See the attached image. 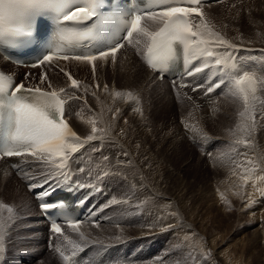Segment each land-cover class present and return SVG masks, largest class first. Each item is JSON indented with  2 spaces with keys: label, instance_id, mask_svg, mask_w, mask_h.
<instances>
[{
  "label": "rangeland",
  "instance_id": "374dc122",
  "mask_svg": "<svg viewBox=\"0 0 264 264\" xmlns=\"http://www.w3.org/2000/svg\"><path fill=\"white\" fill-rule=\"evenodd\" d=\"M206 8L205 20L211 23V30L218 33L230 43L241 47L240 51L247 49L245 47H264V0H228L224 3L214 4L210 7L207 6ZM210 46L213 50H230L223 47H216L215 45ZM122 53L124 56L127 54L125 51ZM125 61L123 57L117 60L116 63L121 66V64L124 65L126 63ZM135 62L139 65L136 60ZM76 65L73 63H61L56 66L53 63L44 65L45 68H39L33 71V79L36 77L40 80L41 74L46 72L51 84L57 87L67 86L65 87L67 90L68 88L70 89V81L64 75L65 68ZM97 65L98 74L100 77L104 76V73L109 68L101 61L97 62ZM90 66L86 65L85 78H83L82 74L77 73V71L69 72L73 77L80 79L78 81L81 86H86L88 83L89 85L92 84V93L87 94L88 101L75 100L78 106L76 105L74 107L72 105L70 109V111L74 109L70 114L72 125L79 126L83 138H86L92 134V125L90 124L89 126V118L96 120V124H98L96 111H102L105 113L107 127L109 125L108 128L118 134L122 144L130 152L132 150L136 152L135 149L140 150L137 149L135 140L131 135L136 130L146 132L139 139L140 142L151 153L155 152L156 149L159 150L157 158L161 162L158 164H162L163 168H166L164 170L161 169V175L158 174L159 181L157 174L155 176V172H157L155 168V171L153 169H149L147 172L145 171L146 175H144V179L152 191V194L148 192L146 196H144L143 192L139 193L140 189L132 183V178L137 173L134 167H122L118 172L110 169L109 174L100 179L102 184L108 179L114 186L111 188L113 191L104 199L106 203L102 202V206L110 204V200L113 197L121 200L127 199L128 203L108 207L101 214L103 215V220L100 223V227L94 229V231H92V226H88L89 230L86 233L91 234L90 238L95 239L99 237L98 239L102 240V243L89 245L87 247L89 251L86 252L87 248H85L82 256H87L85 259H88L90 264L93 261L98 263L97 254L99 256L103 250L109 249L111 247L110 244L122 243L128 249H122L120 253L117 250L116 254L108 257L110 259H121L119 264H153L154 262L155 264H264V207H262L264 206V201L262 202L260 200L263 196L257 197L253 201L248 200L250 197V187H244V185L239 183V180L233 184L230 183L234 180L233 177L235 174L240 178L239 176L242 170L235 167L234 169L236 170H232L231 168L225 175H222L225 169L221 167L222 165L220 163L222 158L230 156L232 157H230L231 159H235L236 161L233 153L237 148L233 142L237 140V133L235 132L237 131V127L244 122L242 121L244 118L240 116V112L243 110L242 103L232 97L229 91L228 93L225 91V94L227 93L226 95H219L212 103L219 110L217 113L219 117L213 116L212 120L209 118V120L201 121V115H204V110L202 112L201 110L198 111L200 112L198 116L194 106L191 104L192 100L175 93L174 90H171V109L159 104V99L156 97V94L153 93L150 96V88H146L145 91L143 90L145 92L144 94L142 93L143 91L139 93L132 91L134 95L139 94L141 96L142 100H144L141 103L143 106L142 109H146L144 114H141L142 109L138 111L139 114L137 113L138 115L141 114L140 117L142 118V123L138 127V120L131 118L129 113L131 111L127 107L123 111L121 108L122 105L118 104L115 99H113V103L117 107L120 106L119 109L110 106V102H108L109 97L114 98L110 96L113 95L112 90L110 91L109 89L107 92H103L104 95H98L95 85L99 80H95L94 76L96 74H93ZM61 68L64 71H61ZM53 71L58 74H54L55 72ZM108 76L106 80L107 84L117 85L118 87L116 86V89L118 90L119 81H116L115 76ZM257 77L258 81H260L261 76L257 75ZM262 78H264L263 75ZM130 82L121 81L122 85L126 84L130 89L138 87L137 77L135 81ZM140 83L147 85L153 84L152 78L146 82L140 80ZM122 85L120 88H122ZM262 88L263 86L258 84V89L261 90V93H264V89ZM167 90L169 91L168 88ZM75 91L79 92L80 89ZM157 95L160 96L159 93ZM152 98L154 99L152 104L154 103L155 105L153 107L151 106ZM196 99L199 98L196 97ZM208 106L212 107V105ZM117 110L119 113L114 114ZM131 113H133V110ZM143 122H146L148 126L143 124ZM171 122L174 123V127L170 128V132L173 129L176 131L175 127L180 130L176 135L169 136L168 138L169 140H172V138L175 140L178 139L177 141L179 142L178 145L175 144L172 147L173 149L170 148L171 154L165 157L162 151L165 149L167 151L169 146L168 139H165V135H168L169 131L165 126ZM99 134H101V130L98 129L96 135ZM182 134H184L185 140ZM179 136L183 140L180 141L177 138ZM210 136L214 138L207 141V138ZM259 136H264V130L260 132ZM211 141L213 143L210 144ZM96 148L98 147H92V150H94L92 157L98 159V161L101 160L99 163H103L109 166V168H112V156L107 155L105 149L108 147L101 145L99 147L100 151H95ZM259 152V154L255 155L254 159H261V164L264 166V148L261 149L260 147ZM104 156H109L107 161L103 159ZM135 156L138 158L137 152ZM143 157L145 158L147 155L144 154ZM143 157L142 160L140 158L142 165L146 162ZM242 158L238 162L245 164L246 160ZM166 162L167 164H165ZM82 165V163H79L76 166L80 167ZM170 165L172 166L170 167ZM173 173L174 176L177 173V176L174 178H172ZM182 179H185V181L181 182ZM17 182L22 185L21 181ZM105 184L108 185V183ZM137 191L138 194L136 196ZM156 195L159 197L163 195L168 200L162 199V201L160 199L161 197L158 198ZM175 198L178 199L177 201L180 203L178 206L181 208H177V211L173 207L172 201H169V199ZM32 201L34 202V200ZM3 214L5 215H0V217L5 218L9 226L5 239V252L0 256V264H63L59 254L54 251L55 245H48L45 242L46 238L41 235L35 237L32 236L33 234H30L27 235L28 238L25 240L26 236H22L24 234L19 232L20 228L16 229L17 222L14 215H11V218H9L7 209ZM181 215L182 219L180 218ZM171 218L172 221L170 220ZM183 219L191 227L188 229L182 227ZM175 221L176 223H174ZM170 223L173 227L168 229L167 225ZM150 224L152 231H149L151 229L148 228ZM100 229L102 233H100ZM146 231L148 232L147 234ZM72 234L69 236L70 240L80 242L79 236L73 232ZM116 236L123 237L120 240L121 242L114 239ZM58 243L64 249L70 251L71 245L67 241L61 240ZM105 245L110 246L105 247ZM30 246L34 247L36 254L33 253L34 259L27 263L24 262L23 258L30 255L28 253ZM108 249L107 252L110 250ZM43 250H46V252L49 250L50 252L48 251L47 256L40 258L39 253L40 251L43 252ZM123 250L125 251L124 253L121 252ZM117 256L121 257L117 258ZM19 258H22L21 263L19 262ZM157 261L158 263H156Z\"/></svg>",
  "mask_w": 264,
  "mask_h": 264
},
{
  "label": "snow or ice",
  "instance_id": "6c2138e0",
  "mask_svg": "<svg viewBox=\"0 0 264 264\" xmlns=\"http://www.w3.org/2000/svg\"><path fill=\"white\" fill-rule=\"evenodd\" d=\"M148 2V8L139 5L129 8L126 6L131 5L133 0H0V50L22 52L34 48L40 55L27 64L28 67L36 68L61 60L76 61L91 65L95 75L98 67L96 62L107 63L111 58L115 63L116 54L125 47V42L137 49V52L139 45L144 43L147 47V54L144 56L146 66L159 74L169 70L177 58L179 46L185 66L194 59L204 60L202 66L188 72L189 76L207 67L217 68L222 78L208 87L205 95L227 82L229 94L242 103L243 111L240 116L250 122L241 125V130L250 133L256 121L258 83L264 85V80L258 81L256 73L238 67L227 51L220 53L212 50L210 45L226 49L237 46L209 29L199 7L201 0ZM193 14L200 18L199 22H195ZM83 41H94L95 44L87 51H80L78 46ZM14 54L15 52L8 51L9 58ZM14 62L19 64L20 60ZM61 71L64 69L61 68ZM64 75L70 81V88L80 89V82L70 73L64 71ZM45 83L48 88L53 87L46 72L41 74L39 80V84ZM200 87L203 85H195L192 91L195 92ZM116 95L119 96L120 93L117 92ZM79 98L70 96L65 88L48 91L39 86L28 87L23 82H16L11 75L0 72V126L4 128L3 137L0 138V159L23 157L26 160L27 157H33L48 168L44 181L48 188L36 193L38 197L50 198L64 185L73 191L84 187L95 191L102 190L91 181L85 184L72 179L77 172L86 171L84 167L76 171L71 169L73 154L86 142L104 139V136L96 135V120L89 121L92 124V134L84 139L68 123L65 105L70 99ZM101 131L107 134V129ZM235 143L248 147L251 141L238 138ZM95 150L100 151L99 148ZM103 159L107 161L108 157L104 156ZM96 179L100 177L97 176ZM38 186L43 188L44 185L30 184L29 188L32 190ZM261 195H264V191H261ZM121 203L127 204L128 200L115 197L110 200L111 205ZM62 204L63 201L48 200L42 202L40 208L47 216ZM4 207L6 206L0 204V209ZM7 212L11 218L13 209L8 207ZM88 223L89 221L73 219L66 214L63 221L51 220L50 232L53 236L57 239L63 238L71 245L70 251L64 249L60 243L54 246V251L59 254L63 264H81V260L77 259L79 254L91 244L102 243L98 238H90L91 234L82 230V225ZM90 223L92 227H100L99 221ZM62 224H66L76 233L80 242L70 240ZM8 226L7 220L0 217V256L5 252ZM148 227L151 229L152 226ZM172 227L171 224L167 225L168 229ZM114 239L122 240L123 237L116 236ZM82 264H90V261L83 259Z\"/></svg>",
  "mask_w": 264,
  "mask_h": 264
},
{
  "label": "bare ground",
  "instance_id": "6f19581e",
  "mask_svg": "<svg viewBox=\"0 0 264 264\" xmlns=\"http://www.w3.org/2000/svg\"><path fill=\"white\" fill-rule=\"evenodd\" d=\"M203 14H204V18H205V12H203ZM199 19H200L199 17H195L194 20H195V22H199ZM205 22L208 25L209 29H212L211 23H209V21H207V20H205ZM131 48H133V47L128 46L127 43H125V47L122 48V49H120L117 52V54H116V61L119 60L120 58H123V57L125 58V60H126L125 62L126 63L124 65L121 64V66H119L116 63V61H115V63H113L112 60H111V58H109L108 62L105 63L106 67L109 68V70L104 73V76L100 77V75L98 74V70H96V73H95L96 76H94V78H95L96 81L99 80V82L95 85V89H96V91H98V95H104L103 92H107L109 89H110V91L112 90L111 92H112L113 95H110V96H113L114 98L109 97L108 102H110L109 103L110 106H113V107H116V108L119 109L120 106L117 107L113 103V101H114L113 99H115L118 104L122 105L121 108L123 109V111L125 110L124 109L125 107H127L129 109V111H131V112L133 110L134 115H133V113L129 112L130 113V116H131L132 119L134 118V119L138 120L137 122L139 123L138 124V127H139L140 124L142 123V120H141L142 118L140 116H141V114H144V112L146 111V109L145 108L142 109L143 106H142L141 103L144 102V100H142L141 96H139V94L138 95L137 94L134 95L132 93V91H136V92L139 93V92H142L143 90L145 91L146 88H150V91H151L149 93L150 96L153 93L156 94V97L159 99L158 100L159 104L166 106V108H170V106H171L170 104H171L172 92H171L170 85L168 84V82L166 81V79H164V80L158 79V75L155 74L153 71H151L146 66V64L143 61H141L140 57H138V55H137V49H135V48L131 49ZM240 48L241 47L237 46L236 48H234L232 50L231 49L230 50H224V51L223 50H217V49H215V50L212 49V50L214 52H220V53H223V52L227 51L230 54V56H232V59L236 62L237 59H238L237 57L238 56H241L243 53H245L244 51H246V49H244V51H240ZM245 48H247V50H248V47H245ZM123 51H125L127 53V54H125V56L122 53ZM254 52L258 53V51H256V50H254ZM209 59H211V58H209ZM135 60L139 63V65L135 62ZM194 60H198V59H194ZM199 60H200L201 66H202L203 63H204V60H203V58H200ZM2 62H3L4 67L7 70H9V71H11V70H14V71H20V70H22L20 67L14 66V65H12L11 63H9V62H7L5 60H2ZM97 62H99V61H97ZM61 63H63V64H66V63L77 64L76 66H70L68 68H65V71L68 72V73L71 72V71H75V72L77 71V73H80V74L83 75V78L86 77L84 75L85 74V69H87L86 68V65H87L86 63H81V62H76V61H64V60H61V61L57 62V64H61ZM90 68H92V67L90 66ZM28 69L32 73L33 71H36L38 69V67H36V68H28ZM263 70H264V68L262 66L254 65L251 71L252 72H255L257 75L261 76V80H264V78H262ZM53 72H55V71H53ZM54 74H58V73L55 72ZM108 75H111L112 77L115 76L116 77V81L117 82L119 81V89L118 90L116 89L118 87L117 85L107 84L106 80H107V76ZM136 77L138 79V87L137 88L134 87L133 89H130V87H128L126 84L125 85H122V83H121L122 80L124 82H127V81H131V82L132 81H135L136 80ZM73 78L76 79L77 81L78 80L80 81L79 78H75V77H73ZM151 78H152V82H153V84H151V85L141 84L140 83V80L143 81V82H146V81H149ZM89 79H90V77H89ZM97 85H99L98 88H97ZM104 85H107V88H105ZM121 85H122V88H120ZM261 86H263L262 89H264V85H261ZM167 88L169 89V91L167 90ZM85 89H87V91H85ZM66 91H67V93L70 96H73L74 95V96L80 97L79 99H72L71 100V103H73V106L76 107V105L78 106V104H77V102L75 100H77V101H88L87 94L88 93H92V84L89 85V83H88V85H86V86H81L79 92H76L75 89H72V88H70V89L68 88ZM144 91L142 92L143 94L145 93ZM260 91L261 90H259V89L257 91L256 121H255L254 128H252L250 130V133H246V132L242 131L241 130V125H244L246 123H250L249 121H247L244 118L242 120L244 122L241 123V125L239 127H237V131H235L237 133V135H236L237 138L236 139H238V138H245L247 140H250L251 141L250 146L245 147L243 145H238V144L235 143V140H234L233 143H235V146H236L237 149L234 151L233 155H235L234 158H236V161H235V159H231L232 157L230 156L231 158L230 157H224V158H222L220 160V163L222 165L221 167L223 169H225V171H223L224 173H222V175H225L227 173V171L230 170L231 168H232V170H236V169H234L235 167L237 169L240 168L242 170V172L240 173V176H239L241 179L238 178V175L235 174L234 177H233L234 180H232V182H230V181L229 182L233 184L234 182H236V181L239 180V183H241L242 185H244V187L245 186L250 187L249 188L250 189V195H249L250 197H249L248 200L253 201V200H256L257 197L259 198L260 196H263V198L260 199L263 202L264 201V195H261V191H264V179H262V177H264V171H263L264 170V166L261 164V159H258V158L254 159L255 158V155H257V154L260 153L259 152L260 151V147H261V149L264 148V136H262V137L259 136L260 132L264 130V93H261ZM117 92L120 93L119 96L116 95ZM158 93L160 94V96L157 95ZM188 96L189 97H193L191 104L194 106L195 112L198 114V116H199V113H200L198 111L201 110V112H202V110H204L203 111L204 112L203 113L204 115L203 116L201 115V117H202L201 118V121H203V120H209V118L212 120V117L213 116L219 117V115L217 114L219 110L212 104L213 102H211V100L213 98V96H211V94L208 93L207 95H205V93H203V91H198V92H192V91H190L187 94V98H188ZM259 96H260V98H259ZM196 97L199 98V99H196ZM105 98H106V96H105ZM118 98H120V100H118ZM145 98H148V97H145ZM153 98H155V97L153 96ZM153 98L151 100V106L152 107L154 105V103L152 104V101H154ZM71 103L68 106L69 109H67V115H69V116H71L70 114L74 111V109H73L71 111V113H70V107L72 106ZM208 105H212V107H210ZM140 110L142 111V113L140 115H138L139 114L138 111H140ZM118 113H119L118 110L116 112H114V114H118ZM82 117H84V115H82ZM96 118L98 120V124H96L97 128L99 130H101V129H107V134H105V132L101 131V134L98 135V136H104L103 141L97 139V140H94V141H91V142H86L84 144V146L86 145L87 146V149H88L86 151L90 152V150H92V147H98L99 148L101 145L107 146L108 148H105L106 149V153H107V155L112 156L111 161H112L113 167L110 168V169L111 170L113 169L114 171H117L118 172V170H120L122 167L123 168L124 167H128V168L134 167L136 169L137 173L132 178L133 185L134 186H137L138 189H140L139 190V193L143 192L144 193V196H146V194H148V192L149 193L151 192V194H152V191H151L150 186H147V183H146V181L144 179V175H146V172L149 169H153L154 170V168H155V170H157V172H155V176H156V174H157V176H158V174L161 175L160 172H162V170H164L166 167L163 168L162 164H158V163L161 162V161L159 162L158 161V158H157V155H159V150L156 149L155 152H152L151 153L148 150V148L146 146H144L140 142L139 139L142 138V136H144L146 134V132H143L142 131L143 132L142 133V132H139V131L136 130L134 132V134L131 135V137L135 140V144H136L137 149H140L139 151L135 149V151L138 153V158H136V156H135L136 155V152H134L133 150H132L133 152L132 151L130 152L129 149L127 147H125V145L122 144L121 140L118 137V134L112 132L108 128L109 125L107 127L105 113L102 112V111H96ZM220 118H222V117H220ZM91 119L92 118H89V121H91ZM90 124L91 123H89V126H90ZM143 124H145L146 126H148L146 122H143ZM169 125H170V127H169ZM169 125L165 126V127H167V130L169 131V134H170V135L169 134L168 135H165L166 136L165 139H168V141H169L168 142L169 143L168 144L169 146L167 148V151H165L166 149L162 151V153L164 154L165 157H167V156H169L171 154L170 148L173 149L172 147L175 144L178 145V142H179V141H177L178 139L175 140L174 138H172V140H169V138H168L169 136L172 137V136L176 135L178 133V131L180 130L179 128L176 129L177 127H175V130L176 131H174V129H173L171 131L172 132V134H171L170 128L171 127H174V123L171 122ZM72 127H73L74 131L77 133V135H79L82 139H84L83 136H82L81 128L79 126H77V125H72ZM146 131H148V129H146ZM182 135H183V138L185 140L184 134H182ZM177 138H179L180 141L183 140V138L180 137V136L177 137ZM258 141H260V142L258 143ZM81 153H82V150L79 149V151H77L76 153H74L73 156H72V160L70 161V165H71V169L73 171H76L77 169H79L81 167V166L80 167L79 166H76L77 160H80L78 157H79V155ZM124 153H127V155H124ZM144 154L147 155V157L144 158L143 157ZM141 156L146 161L145 164H143V165L141 164V161H140V158L142 160V157ZM242 157L246 160L245 164H242V163L238 162V161H241L240 159ZM249 161H252L253 163L249 164L248 163ZM100 162H101V160H100ZM165 164H167V162ZM171 166L172 165H170V167ZM39 171L41 172V174L45 175L46 172L48 173L49 169L46 168V167H44L39 162L31 159L30 157H27L26 160L23 157H20V158H18V157H11V158H3V159H0V204L6 206V207L0 209V215H2V216L5 215V214H3V212H5L6 209L9 206H11L12 209H13V212H12L11 215H14V218L16 219V222H17V224H16V227L17 228L16 229L20 228V231L19 232H22V234H24L22 236H26L25 237V240L28 238L27 235H30V234L31 235L33 234L32 236H35V237L40 236V235L45 237V235L48 233V225L43 220L42 213H41V211H39L38 203H37V201L35 199V195L34 194H36V193L33 192V189L30 190V188H29V185L31 183H36V185H37L38 183H40V182H42V181L45 180V178H39V177L37 178L38 175H36V174H38ZM119 173H121V172H119ZM152 174H153V172H152ZM176 176H177V173H176L175 176H174V173L172 174V178H174ZM159 180L160 179H159V176H158V181ZM17 181H21L22 182V185L18 184ZM156 181H157V179H156ZM184 181H185V179H182L181 180V182H184ZM101 183H100V186H101ZM105 183H108V185H106ZM112 187H114V186L111 183V181H109L108 179H106V181L103 182L102 188L106 192L107 191L109 193L112 192L113 191V190H111ZM221 189H223V188H221ZM22 193H23V195H22ZM137 194H138V191L136 192V196H137ZM156 196L158 198L161 197L160 198L161 200L162 199H167L168 200V198L165 197V196H163V195H162L163 197L162 196L159 197L158 195H156ZM32 198H34V199H32ZM105 198H107V197H105ZM32 200H34V202ZM177 200L178 199H176V198L175 199H169V201H172V205L176 209V211H177V208L181 209L178 206L180 203ZM182 206H184V205H182ZM101 207H102V204H101V206H98L97 209H99ZM262 207H264V206H262ZM4 209H5V211H4ZM181 212H182V210H181ZM99 213L101 215L104 212H99ZM92 215H94V212L92 213ZM92 215H90V216H92ZM181 217H182V215L180 216V218ZM175 218H177V217H175ZM102 220H103V215H101V222H102ZM170 220L172 221V218ZM101 222H99V223H101ZM174 223H176V221ZM88 226H91V225H88ZM88 226L83 225L82 226L83 227L82 230L85 231V232H87L89 230V227ZM103 227H105V226H103ZM182 227L188 229L191 226H190L189 223H187V221L184 222V219H183V221H182ZM94 229H96V227H92V231H94ZM103 229L106 231L105 228H103ZM108 230H109V228H108ZM100 231H101L100 233H102V230L101 229H100ZM147 231H146V234L148 233ZM149 231H152V228ZM156 231H158V230H156ZM141 233H142V231H141ZM74 234H76V233H74ZM96 234H98V233H96ZM137 235H135V236H137ZM98 236H99V234H98ZM103 236H106V235L104 234ZM96 237H97V235H96ZM101 239H103V238H101ZM104 241H105V238H104ZM45 242H46V240H45ZM106 242H107V240H106ZM111 242H113V241H111ZM110 245H111V247H109L110 250L107 248L109 251L108 252L105 251L106 252L105 253V256H103L104 255V253H103L104 250H103L101 252V254L98 256V261L99 262L97 261L98 263L95 262V264H106L105 262H107V260L109 259L108 257L112 256L113 254H116L117 253V250L120 253V250L126 249V245H124L122 243H115V244H110ZM110 245H108V246H110ZM28 250H29L28 253L30 255L28 257L25 256L24 258L22 257L23 260H24V262H27V263H28V261L31 262L34 259V254H36L35 253V250H34V247H31L30 246V248ZM87 251H89L88 248H87L86 252ZM47 252H46V250H43V252L40 251V253H39L40 258L43 257V256H47L48 255ZM86 257L87 256H80V258H77V259L78 260H81V264H82V260L85 259ZM120 257L121 256H117V258H120ZM22 258H19V260H20L19 262L20 263H21V259ZM156 263H158V261ZM153 264H155V262ZM160 264H162V263H160Z\"/></svg>",
  "mask_w": 264,
  "mask_h": 264
}]
</instances>
